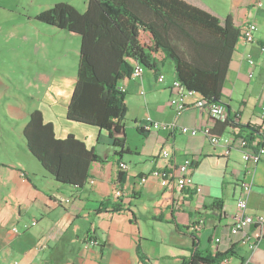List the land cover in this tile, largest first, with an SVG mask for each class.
Instances as JSON below:
<instances>
[{
    "label": "crops",
    "instance_id": "1",
    "mask_svg": "<svg viewBox=\"0 0 264 264\" xmlns=\"http://www.w3.org/2000/svg\"><path fill=\"white\" fill-rule=\"evenodd\" d=\"M30 1L10 2L16 9L0 17V264H181L194 248L212 255L230 251L220 264H264V228L232 229L242 183L250 186L244 213L264 214V156L256 164L245 161L235 141L241 125L264 130V0H184L220 20L231 15L240 33L251 22L257 28L250 42L240 35L223 85L232 127L218 136L234 137L228 153L201 131L211 126L209 107L198 104L201 96L185 97L186 108L176 113L174 64L158 52L152 53L154 69L120 83L126 105L122 147L112 145L106 130L68 121L80 36L34 17L63 1L85 12L87 0ZM140 38L151 43L149 32ZM34 110L53 124L56 137L73 134L103 157L91 164L83 186L55 180L29 152L23 128ZM146 118L176 128L141 130ZM185 126L197 134L181 132ZM186 158L200 192L174 187Z\"/></svg>",
    "mask_w": 264,
    "mask_h": 264
},
{
    "label": "trees",
    "instance_id": "2",
    "mask_svg": "<svg viewBox=\"0 0 264 264\" xmlns=\"http://www.w3.org/2000/svg\"><path fill=\"white\" fill-rule=\"evenodd\" d=\"M34 18L80 36L77 74L66 119L106 130L116 147L125 142L124 137H118L126 111L120 83L130 78L131 61L154 69L152 53L173 61L176 80L201 96L204 106L217 103L225 108L223 85L240 35L231 15L220 20L184 0H87L85 12L63 1ZM142 31L149 32V45L142 43ZM228 114L212 123L210 135L218 136L232 127ZM52 125L40 111L29 113L23 128L26 146L55 180L81 187L91 164L104 159L73 134L56 137ZM260 135V127L251 124L241 125L236 133L250 143ZM123 180L120 172L117 181L121 184ZM102 203L116 211L121 209L118 203ZM228 256V250L212 255L194 248L181 264H220Z\"/></svg>",
    "mask_w": 264,
    "mask_h": 264
},
{
    "label": "built area",
    "instance_id": "3",
    "mask_svg": "<svg viewBox=\"0 0 264 264\" xmlns=\"http://www.w3.org/2000/svg\"><path fill=\"white\" fill-rule=\"evenodd\" d=\"M256 25L253 24V22L247 24L241 31L240 35L241 37L250 42L253 39L254 32L256 31ZM239 35V37H240ZM260 49L264 53V42L260 44ZM248 62L253 65V60L251 58L248 59ZM144 72V67L141 63L136 62L132 65V70L130 74V78H139ZM164 80V75H160L158 77L159 82ZM172 86L179 90L178 96L176 97V100L174 101L173 107L176 110V113L179 114L180 112L184 111L187 104L185 101V97H190L195 95L194 92L188 91V89L184 88L180 85L178 80L172 81ZM122 89V87H121ZM141 94H143V91H141ZM199 105H203L204 102L200 98ZM209 107V116H210V122L211 125L214 123L217 119L224 120L226 118V109L222 106H220L217 103H212ZM141 130H150V129H156V130H170L176 128L175 124L169 123H159L156 121L151 120L150 118H146L139 124ZM210 126L205 127L201 129L203 135L208 137L212 143L221 142L224 146L225 153H228L229 149L234 145V137L233 136H227L224 138H219V136H213L209 134ZM180 131L183 133H187L191 136H195L197 134V129H188L187 126L181 127ZM238 143V148L242 151V158L245 161H250L252 164H256L261 160V158L264 156V130L261 131V135L257 137L255 140H253L251 143L246 138H237L235 140ZM258 143H261L263 145L257 146ZM162 155L167 157L169 155V152L167 150L162 151ZM192 159L186 158L184 159L177 167L178 174L174 178V187L178 190H182L184 188H193L196 192L201 191V187L198 186L191 175V165H192ZM119 167L125 170L127 167L123 163H119ZM93 183V181H91ZM242 190L243 193L236 199V213L234 214L233 221L234 224L232 225V229L234 231H242L247 226L250 225H258L260 227L264 228V214H258V215H248L247 213H244V209H246L247 201L245 198V193H248L250 190V186L247 183H242ZM114 194L116 197L119 196V191L115 190ZM65 202H70L69 199H65ZM200 222L199 225H197V228H200L203 221L201 219L198 220ZM32 225L35 224V222H31ZM14 232H17L16 228L12 229ZM218 241V240H216ZM250 247H253L252 242H250ZM94 245H98V241H93ZM46 246H43L45 248Z\"/></svg>",
    "mask_w": 264,
    "mask_h": 264
},
{
    "label": "rangeland",
    "instance_id": "4",
    "mask_svg": "<svg viewBox=\"0 0 264 264\" xmlns=\"http://www.w3.org/2000/svg\"><path fill=\"white\" fill-rule=\"evenodd\" d=\"M33 0V4L36 3V1ZM10 2H17L19 4H25V5H31V1L30 0H0V17L1 18H5L7 16H11L12 15V11L14 9H16V7L14 6H7L10 4ZM84 125V124H83ZM88 126V125H87Z\"/></svg>",
    "mask_w": 264,
    "mask_h": 264
},
{
    "label": "bare ground",
    "instance_id": "5",
    "mask_svg": "<svg viewBox=\"0 0 264 264\" xmlns=\"http://www.w3.org/2000/svg\"><path fill=\"white\" fill-rule=\"evenodd\" d=\"M142 122V121H141ZM141 122H139V124L141 123ZM140 129H142V128H140ZM127 167V166H126ZM127 169V168H126ZM119 193H120V191H119Z\"/></svg>",
    "mask_w": 264,
    "mask_h": 264
}]
</instances>
